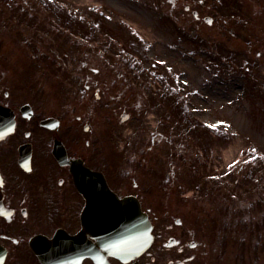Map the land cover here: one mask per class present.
<instances>
[{"label":"rangeland","instance_id":"374dc122","mask_svg":"<svg viewBox=\"0 0 264 264\" xmlns=\"http://www.w3.org/2000/svg\"><path fill=\"white\" fill-rule=\"evenodd\" d=\"M13 1L25 6L26 14L36 18L37 12L44 16L42 6L35 0ZM65 1L86 4L98 0ZM109 1L119 10V20L114 17L108 24L109 27L118 22L124 24L121 44L127 56L119 59L116 53L108 58V67L103 66L106 74H96L88 64L70 61L73 55L83 59L82 46L68 52L56 41L48 42L56 46L55 51L38 50L34 45L44 46L37 42L24 46L21 41L24 39L46 42L37 38L38 29L45 27L44 21L39 19L42 26L36 19L27 22L14 12L6 22L0 19V63H68L66 70L61 67L59 72L56 70L57 76L47 74L51 79L60 75L55 100L61 116L65 122L76 121L78 115L82 120L90 119L93 131L87 138L93 156L106 160L119 158V181L124 179L130 185L134 176L157 215L166 212L167 190L162 186L175 172L168 155L176 157L173 161L188 162L185 172L188 168L193 172L196 165L189 160L198 159L196 179L183 182L192 183L187 191L195 193L198 200L187 203H200L192 204L191 210L194 216L198 213L197 220L199 214L203 215L207 227L215 219L218 198L223 194L215 192L218 186L212 176H223L234 161L235 169L223 176L230 180L222 186L228 185L236 204L245 206L241 214L246 215L244 220L250 229L251 264H264V18L248 14V18L238 19L240 14L235 11L242 9V5L235 1L217 5L215 0H207L208 5L218 6L222 12L211 25L184 16L182 8L174 10L168 0H121V4L120 0ZM251 6L254 11L263 9L264 1ZM46 21L51 22L48 17ZM87 71L96 77H107L105 81L111 86L123 81L119 90L123 88L124 93L119 96L118 92L119 101L109 102L108 109L99 108L96 93L103 101L109 95H104L103 84H94L92 78H87ZM80 75L83 79H79ZM164 85L170 92H176L182 103L185 101L194 124L190 118L191 124L180 115L167 116L162 112L167 106H160L159 101L167 102L170 93L162 88ZM139 106L144 109L142 114H137ZM124 111L132 113L125 120ZM213 124L219 125V133L203 128L211 129L215 127ZM85 142L86 139L82 142L84 146ZM177 156H182L183 161ZM136 165L139 171L135 174ZM185 172L183 178H188ZM170 203L179 211L175 201ZM223 264H232L231 252Z\"/></svg>","mask_w":264,"mask_h":264},{"label":"flooded vegetation","instance_id":"af4514ba","mask_svg":"<svg viewBox=\"0 0 264 264\" xmlns=\"http://www.w3.org/2000/svg\"><path fill=\"white\" fill-rule=\"evenodd\" d=\"M36 1L42 6L44 16L33 11L38 16L35 18L25 13V6L20 2L0 0V19L5 22L13 12L17 17L24 16L27 22L36 19V23L42 26L40 20L44 21L45 27L38 29L37 38L46 42L24 39L21 40L24 46L37 42L44 46L39 48L34 45L38 50L55 51L56 46L48 42L56 41L58 45H63L66 52L82 46L85 51L83 59L73 55L70 61L88 64L96 74L101 75L106 74L103 66L108 67V58L116 53H119V59L124 58L119 22L111 27L108 24L114 17L119 20V10L112 1L98 0L86 4L65 0ZM215 1L217 5H226L230 1L242 5V9L235 11L240 14L238 19L248 18V14L264 18V8L254 11L251 6L264 0ZM168 2L174 10L182 8L184 16L207 21L208 24H213L216 15L222 14L219 7L213 5L215 9L211 12L212 7L207 0ZM47 17L50 23L46 21ZM67 65L0 63V264H97L92 254L103 259V264H223L224 259H229V252L232 264H251L248 256L250 229L244 220L246 215L241 214L245 206L236 204L235 194L231 193L228 185L222 186L230 179L216 181L218 187L215 192L223 194L218 198L215 219L207 227L203 215L199 214L201 217L197 220L198 213L194 216L191 210V205L199 202L187 203L198 200L195 193L187 191L192 183L183 182V179L188 182L196 179L197 158L189 160L196 165L194 171L188 168L189 171L185 172L188 162L173 161L176 157L168 155L175 172L172 177L169 176L170 181L165 182V187L162 186L167 190L166 212L157 215L151 206L152 201L143 196L140 182L134 178L130 185L124 179L119 181V158L114 161L111 160L113 157L106 160L93 156L89 149L90 139L87 138L93 131L90 119L84 117L82 120V116L78 115L76 121L65 122L55 100L58 98L60 75L56 79L47 76L50 73L57 76L58 68L66 70ZM87 73V78H92L94 84H103L104 95H109L103 101L96 93L99 108L108 109L109 102L118 100V92L119 96L124 93L123 88L119 90L123 81L119 80L111 86L105 81L107 77ZM79 79L83 76L80 75ZM123 79L127 80V76ZM140 106L136 107L137 114L144 112ZM84 139L85 146L82 144ZM63 149L65 162H61L55 154L56 150L61 153ZM177 157L183 161L182 156ZM76 160H81L88 169L103 172L110 188L118 196L136 195L148 212L153 241L136 259L123 262L108 255L84 229L82 215L86 198L78 190L72 173V164ZM158 169L161 172L162 168ZM184 172L189 174L188 178H183ZM154 176L157 174L154 173ZM164 179L167 180V175ZM150 183L155 189V184ZM171 201L178 204L179 211L171 206ZM222 206L225 208L222 209ZM59 231L69 236L56 235ZM81 231L84 235L78 237V242L68 243L70 239L67 238L75 237ZM260 254L262 256L263 252Z\"/></svg>","mask_w":264,"mask_h":264},{"label":"water","instance_id":"95a60500","mask_svg":"<svg viewBox=\"0 0 264 264\" xmlns=\"http://www.w3.org/2000/svg\"><path fill=\"white\" fill-rule=\"evenodd\" d=\"M56 156L63 162L64 158L56 150ZM83 166L73 164L72 170L76 176L81 175ZM99 175L93 173L92 180ZM78 179H80L78 177ZM84 181V179H83ZM82 191L88 199L86 210L88 222H91L93 234L103 238L102 244L110 254L128 261L141 254L151 243V225L147 214L142 211L135 197L118 198L105 184L101 187L85 186Z\"/></svg>","mask_w":264,"mask_h":264}]
</instances>
